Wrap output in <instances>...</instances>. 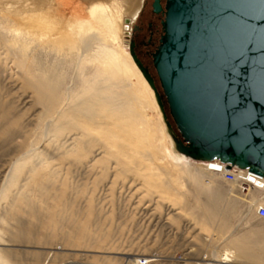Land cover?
<instances>
[{
	"label": "rangeland",
	"instance_id": "1",
	"mask_svg": "<svg viewBox=\"0 0 264 264\" xmlns=\"http://www.w3.org/2000/svg\"><path fill=\"white\" fill-rule=\"evenodd\" d=\"M110 1L0 0V264H264V186L169 159L146 82L93 13ZM139 15L118 32L128 55ZM89 27L102 40L83 52Z\"/></svg>",
	"mask_w": 264,
	"mask_h": 264
},
{
	"label": "water",
	"instance_id": "2",
	"mask_svg": "<svg viewBox=\"0 0 264 264\" xmlns=\"http://www.w3.org/2000/svg\"><path fill=\"white\" fill-rule=\"evenodd\" d=\"M264 0H167L163 33L153 54L162 94L130 42V55L153 90L176 150L196 162L219 161L264 179V101L260 100L259 33ZM160 13V0L153 4ZM241 51L246 55L240 57ZM241 59L244 64H241ZM235 71L225 78V66ZM254 83V89L249 88ZM176 127L169 121L165 106ZM254 112L251 143L238 146L234 124Z\"/></svg>",
	"mask_w": 264,
	"mask_h": 264
},
{
	"label": "bare ground",
	"instance_id": "3",
	"mask_svg": "<svg viewBox=\"0 0 264 264\" xmlns=\"http://www.w3.org/2000/svg\"><path fill=\"white\" fill-rule=\"evenodd\" d=\"M135 3H136V0H129L128 3H127V7L125 9H123V7L121 6L120 2H118V0H111L107 4H105V3L96 4L92 8H93V13L94 14L100 12L101 14H103V17L106 20L107 24H109V26L115 28L116 31H115L114 36H113V42H116L118 44V47H117L118 55H120V57L125 60L127 66L137 75L138 78L141 79V77H142L144 79V81L147 84L148 92H149V95L151 97V100L154 103L156 102L155 103V106H156L157 101H156L155 94H154L153 90L151 89V87L149 86V84L147 83L145 78L143 77L142 73L137 68L136 64L134 63V61H133V59L131 57V55L130 54L128 55L129 52L127 53V51L125 50V47L123 46L121 38L118 36V32H119L121 24L124 23L123 21L125 20V17L128 14L131 13V11L134 8V4ZM141 3H142V0H140L139 7H138V9H136L135 13H133V15L131 16V19H126L125 20L124 28H123L124 32L127 31L128 28H129L126 25H129L131 22H133L136 19V17L138 16L139 12H141L140 11ZM33 13H35V12H33ZM41 15H42V12H40V18L36 21V24L32 23L33 25H31V27L36 29L37 31L36 30H32V31H29V33L32 32V34H34L35 36L38 35L39 37H45L47 35V31L49 30V28L56 24V19H53L52 20L53 22L51 21L52 22L51 23V22H48V20H46L47 18L46 19L44 18L45 15L44 16H41ZM26 17H28V16H26ZM36 17H37V15H36ZM51 19H49V20H51ZM71 24L72 23H68L67 24V27H68L67 29L69 30L68 32H70ZM68 34H71V33H68ZM128 34H130V33H128ZM78 37L79 38H78L77 43L80 44L82 51L84 49H86V48H89L90 45H92L91 43L93 41H95V39H99V41L102 40L101 35L98 34V32L94 29V27H89L87 29L79 31ZM83 52H85V51H83ZM131 60H132L133 64H132ZM133 65H134L135 69L138 70V72L140 73L141 77L134 70ZM157 107H158L159 113L161 115L160 119L163 120V116H162V113L160 111V108H159L158 104H157ZM157 107H156V109H157ZM157 113H158V110H157ZM162 122H163L164 130H165V132L163 131V133H164L165 138H166L165 141L167 143V148H168L167 151H168L169 159L173 160L175 163H178V164L181 163L183 166H190V165H188L189 163L190 164L191 163L203 164V165H206L205 167H206V170H207V165H209L210 163L206 164V163H203V162L193 161V160L185 157L184 155H182L181 153H179L176 150L174 142H173V139L171 138V136L167 132V130H166L167 128H166V125H164L165 124L164 121H162ZM213 163H215V162H212V164ZM209 174H212V173H209ZM212 175H214V174H212ZM248 181H249L248 182L249 185L253 186V187L261 188V187L264 186V179L255 177L253 175L249 178ZM205 214L207 216L210 215L209 212H205ZM208 218H209V216H208ZM151 261H153V260L150 259V261H148V262H151ZM229 262H232V261L229 260L228 257H226L224 259V262H222V264H226V263H229Z\"/></svg>",
	"mask_w": 264,
	"mask_h": 264
},
{
	"label": "flooded vegetation",
	"instance_id": "4",
	"mask_svg": "<svg viewBox=\"0 0 264 264\" xmlns=\"http://www.w3.org/2000/svg\"><path fill=\"white\" fill-rule=\"evenodd\" d=\"M154 2L155 0H151L149 11H146V7L141 10L138 17L139 26L134 28L130 42L134 43L135 55L143 66L149 70L159 90L160 83L153 65V54L159 46L163 33L162 22L165 19L164 9L167 0H160L162 7L160 13L154 12Z\"/></svg>",
	"mask_w": 264,
	"mask_h": 264
},
{
	"label": "snow or ice",
	"instance_id": "5",
	"mask_svg": "<svg viewBox=\"0 0 264 264\" xmlns=\"http://www.w3.org/2000/svg\"><path fill=\"white\" fill-rule=\"evenodd\" d=\"M261 15L264 17V7L261 9ZM259 48L262 53V57H264V30H261L259 33ZM246 53L241 51L240 57L245 56ZM241 64H244V61L241 59ZM221 71L224 73L225 78L228 77V73L235 71V66H225L221 69ZM260 83L258 87V95L260 97L261 101H264V59L261 61L260 66ZM254 83L249 82V88L254 89ZM255 116L254 112L250 110H243L240 112L235 124L234 128L238 130V146L240 148H245L247 145H249L251 141V135L249 132V126H251L254 123ZM262 154H264V150H262Z\"/></svg>",
	"mask_w": 264,
	"mask_h": 264
},
{
	"label": "built area",
	"instance_id": "6",
	"mask_svg": "<svg viewBox=\"0 0 264 264\" xmlns=\"http://www.w3.org/2000/svg\"><path fill=\"white\" fill-rule=\"evenodd\" d=\"M214 162L215 163L213 164L212 162H208L210 164L207 165V170L205 167L206 172L220 176L227 184L237 185L241 188L242 192H246L250 189L251 186L249 185L248 180L252 175L260 178L259 176L251 173L249 170H240L238 168L229 170L226 164L219 161ZM256 216L264 221V205L261 204L256 207ZM139 264H148V261L142 260Z\"/></svg>",
	"mask_w": 264,
	"mask_h": 264
},
{
	"label": "trees",
	"instance_id": "7",
	"mask_svg": "<svg viewBox=\"0 0 264 264\" xmlns=\"http://www.w3.org/2000/svg\"><path fill=\"white\" fill-rule=\"evenodd\" d=\"M166 108L168 109V106L166 105ZM168 112H169V109H168ZM172 120V119H171ZM170 121V120H169ZM171 122V121H170ZM173 122V121H172ZM172 124V123H171Z\"/></svg>",
	"mask_w": 264,
	"mask_h": 264
}]
</instances>
